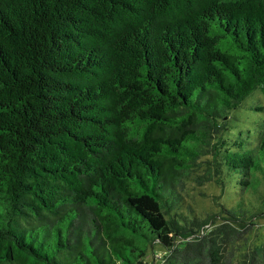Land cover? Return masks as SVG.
<instances>
[{
	"label": "trees",
	"instance_id": "obj_1",
	"mask_svg": "<svg viewBox=\"0 0 264 264\" xmlns=\"http://www.w3.org/2000/svg\"><path fill=\"white\" fill-rule=\"evenodd\" d=\"M257 89L264 0H0V264H264Z\"/></svg>",
	"mask_w": 264,
	"mask_h": 264
},
{
	"label": "rangeland",
	"instance_id": "obj_2",
	"mask_svg": "<svg viewBox=\"0 0 264 264\" xmlns=\"http://www.w3.org/2000/svg\"><path fill=\"white\" fill-rule=\"evenodd\" d=\"M246 103L249 104L250 107L261 105L263 108H249L248 110H236L232 112L229 115L230 129L227 128L228 130L225 132L223 130L221 135L222 138H226L225 136H227V138L231 140L235 129H242L245 126L252 128L254 121H259L264 125V96L261 91L259 89L255 90L254 93L247 98ZM207 165H209L207 162H203L202 165H200L202 166L200 171L197 170V172L200 173ZM192 176H194V174H192ZM213 179L202 184H198L193 180H186L183 184L182 193L185 197L184 203L190 205L194 215H201L202 218H204L207 214L217 211L218 201L222 200V196L228 193L225 190L223 192L220 191ZM229 190L233 191V188ZM257 233L256 242L264 243V220L258 222ZM147 258H152V255H148Z\"/></svg>",
	"mask_w": 264,
	"mask_h": 264
}]
</instances>
